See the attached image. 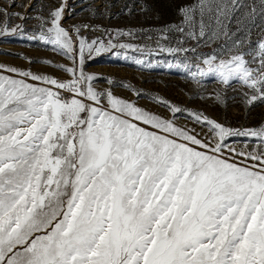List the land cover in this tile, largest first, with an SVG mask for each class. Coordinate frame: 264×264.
I'll use <instances>...</instances> for the list:
<instances>
[{
  "label": "snow or ice",
  "instance_id": "obj_1",
  "mask_svg": "<svg viewBox=\"0 0 264 264\" xmlns=\"http://www.w3.org/2000/svg\"><path fill=\"white\" fill-rule=\"evenodd\" d=\"M64 8L38 17V35L0 10V37L68 61H44L60 76L0 63V264H264V123L234 128L151 96L164 115L138 103L142 89L87 70L113 50L149 68L167 53L156 64L215 82V103L264 104V0H187L175 23L95 38L85 30L99 26L66 27Z\"/></svg>",
  "mask_w": 264,
  "mask_h": 264
},
{
  "label": "rangeland",
  "instance_id": "obj_2",
  "mask_svg": "<svg viewBox=\"0 0 264 264\" xmlns=\"http://www.w3.org/2000/svg\"><path fill=\"white\" fill-rule=\"evenodd\" d=\"M61 2L62 0H0V10L31 17L22 23L27 30V35H38L40 24L38 17H47L50 10L58 7ZM147 2L153 4L155 12L139 10L144 0H63L65 15L62 23L66 27L85 23L99 26V30H85V34L92 38L103 35L104 28L109 31L117 28L127 29L128 27L158 28L165 24L177 22L179 15L176 8L180 3L187 2V0H147ZM125 5L128 7L126 8ZM129 9L134 10L129 11ZM6 18L3 12H0V21ZM11 23L13 25L20 24L21 20L17 16H12ZM103 38L106 40L107 36L104 35ZM121 42H126V40ZM135 42L139 43V41ZM192 44L195 46L194 42ZM201 50L207 51L208 49L198 48L197 52ZM113 52L102 53L89 60L87 70L102 77H112L142 89L146 94L138 99V103L142 106L164 115H170L167 109L154 103L150 98L151 96H160L183 108L199 110L220 122H227L230 127H256L264 123V104H257L248 109L232 100H229L226 105L215 103L208 98V94L216 88L215 82H208L201 88L184 70L170 69L165 67L163 63L157 65V61H173L172 56L167 53L148 58L155 65L149 68L137 65L123 56L117 57ZM129 55L139 56L140 54L129 52ZM188 55L192 56L191 53ZM46 60H51L54 64L68 63L66 57L57 54L53 51L52 46L46 45L43 41L30 40L26 36L8 35L0 37V63L31 68L32 70L39 69L57 76L63 75L58 69L44 63ZM101 83L104 81L101 80ZM117 91L122 95L135 98L134 92L127 88H118ZM178 120L188 128H195L198 133L202 131L201 127L188 117L187 112L182 115L178 114ZM243 140V137H236L232 138L229 143L235 141V146L239 147Z\"/></svg>",
  "mask_w": 264,
  "mask_h": 264
},
{
  "label": "trees",
  "instance_id": "obj_3",
  "mask_svg": "<svg viewBox=\"0 0 264 264\" xmlns=\"http://www.w3.org/2000/svg\"><path fill=\"white\" fill-rule=\"evenodd\" d=\"M256 35H257V32L254 31V32H253V38H255Z\"/></svg>",
  "mask_w": 264,
  "mask_h": 264
}]
</instances>
